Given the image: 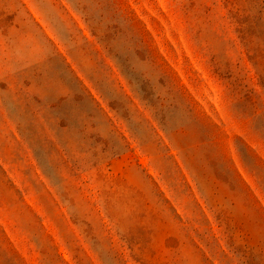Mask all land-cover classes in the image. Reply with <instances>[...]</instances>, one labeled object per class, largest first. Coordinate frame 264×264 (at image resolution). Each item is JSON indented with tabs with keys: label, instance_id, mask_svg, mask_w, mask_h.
<instances>
[{
	"label": "rangeland",
	"instance_id": "obj_1",
	"mask_svg": "<svg viewBox=\"0 0 264 264\" xmlns=\"http://www.w3.org/2000/svg\"><path fill=\"white\" fill-rule=\"evenodd\" d=\"M0 264H264V0H0Z\"/></svg>",
	"mask_w": 264,
	"mask_h": 264
}]
</instances>
